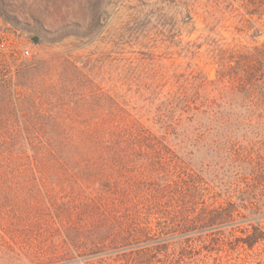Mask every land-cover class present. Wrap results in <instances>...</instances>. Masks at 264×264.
<instances>
[{
    "label": "rangeland",
    "instance_id": "374dc122",
    "mask_svg": "<svg viewBox=\"0 0 264 264\" xmlns=\"http://www.w3.org/2000/svg\"><path fill=\"white\" fill-rule=\"evenodd\" d=\"M76 23L82 37L70 35L53 45L45 42L44 30L55 32ZM0 26H9L16 43L31 52L30 56L0 52L2 62L18 65L53 54L76 59L81 66L89 60L107 61L111 66L101 74L120 93L130 90L133 95L139 87L168 92L184 86L197 107L226 106L230 117L194 120L186 146L171 159L190 163L205 180V190L212 188L245 206L241 208L245 216L256 211L246 208L259 204L264 217V116H250L251 108L264 105V0H0ZM222 59L230 60L234 68L222 67ZM124 60L144 64L130 71L129 85H124ZM225 73L233 80L215 83ZM133 171L126 178L150 172L147 166ZM94 173L108 171L45 166L26 173L31 181L3 184L0 192L28 193L26 200H8L9 206L22 209L26 201L29 213L24 217L39 221L44 233L72 239L82 229L90 237L93 230L86 226L94 220L95 201L120 195L135 200L139 195L126 184L117 185L114 197L103 194L109 185L95 187L90 177ZM191 192L186 190L187 195ZM173 221L180 222V216ZM245 228L239 224L212 229L204 240L193 243V251L183 239L165 241L166 236L156 233L113 238L116 244L96 250L89 259L84 254L90 252L77 250L74 242L65 248L58 241L57 255H46L42 264H264V239L252 247L244 244L240 238L245 237ZM9 261L8 255L0 256V264Z\"/></svg>",
    "mask_w": 264,
    "mask_h": 264
},
{
    "label": "trees",
    "instance_id": "16d2710c",
    "mask_svg": "<svg viewBox=\"0 0 264 264\" xmlns=\"http://www.w3.org/2000/svg\"><path fill=\"white\" fill-rule=\"evenodd\" d=\"M80 29L76 23L55 32L44 30L45 42L53 45L70 35L82 37ZM136 62L124 60V85H129L130 71L144 67ZM221 63L227 70L234 68L230 60ZM81 65L59 54L18 65L0 61V186L31 181L26 173L45 166L105 168L108 173L90 176L95 187L108 184L103 194L114 197L117 185L126 184L139 191L138 198L120 195L95 201L94 220L86 226L93 235L85 237L80 229L71 239L44 233L39 221L27 220L26 201L22 209H11L8 200H26L28 193L0 192V256L8 255V264H42L46 255H57L58 241L65 248L74 242L77 250L90 252L84 254L89 259L116 244L113 238H145L153 233L166 236L165 241L183 239L192 251L197 239L229 225L246 226L240 241L248 246L264 239L259 204L246 208L256 211L245 216L241 210L245 206L212 188L205 190V180L190 163L171 159L186 146L194 120L230 117L226 106L197 107L184 86L168 92L139 87L134 96L130 90L120 93L101 74L111 66L107 61ZM226 73L219 74L215 83L232 81ZM156 100L160 102L154 105ZM253 115L264 116V105L251 108ZM146 166L150 172L126 178L134 168ZM187 189L192 191L189 195ZM177 216L180 222L173 221Z\"/></svg>",
    "mask_w": 264,
    "mask_h": 264
},
{
    "label": "built area",
    "instance_id": "2783aa9c",
    "mask_svg": "<svg viewBox=\"0 0 264 264\" xmlns=\"http://www.w3.org/2000/svg\"><path fill=\"white\" fill-rule=\"evenodd\" d=\"M9 27V26H8ZM0 26V52L16 56L21 53L24 56H30L31 52L28 48H21L14 39V33L10 27Z\"/></svg>",
    "mask_w": 264,
    "mask_h": 264
},
{
    "label": "water",
    "instance_id": "95a60500",
    "mask_svg": "<svg viewBox=\"0 0 264 264\" xmlns=\"http://www.w3.org/2000/svg\"><path fill=\"white\" fill-rule=\"evenodd\" d=\"M35 41H37V38L35 39Z\"/></svg>",
    "mask_w": 264,
    "mask_h": 264
}]
</instances>
